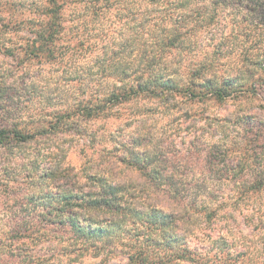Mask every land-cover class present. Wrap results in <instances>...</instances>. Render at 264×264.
Instances as JSON below:
<instances>
[{"label": "clouds", "instance_id": "9594fccd", "mask_svg": "<svg viewBox=\"0 0 264 264\" xmlns=\"http://www.w3.org/2000/svg\"><path fill=\"white\" fill-rule=\"evenodd\" d=\"M0 264H264V0H0Z\"/></svg>", "mask_w": 264, "mask_h": 264}]
</instances>
